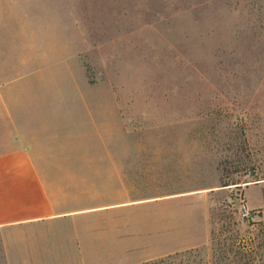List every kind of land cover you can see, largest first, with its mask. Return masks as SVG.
Instances as JSON below:
<instances>
[{
    "label": "rangeland",
    "instance_id": "rangeland-1",
    "mask_svg": "<svg viewBox=\"0 0 264 264\" xmlns=\"http://www.w3.org/2000/svg\"><path fill=\"white\" fill-rule=\"evenodd\" d=\"M24 146L44 167L189 154L158 159L159 176L221 188L127 215L142 236L127 263L195 248L212 262L225 212L221 239L264 264V0H0V153Z\"/></svg>",
    "mask_w": 264,
    "mask_h": 264
},
{
    "label": "crops",
    "instance_id": "crops-1",
    "mask_svg": "<svg viewBox=\"0 0 264 264\" xmlns=\"http://www.w3.org/2000/svg\"><path fill=\"white\" fill-rule=\"evenodd\" d=\"M164 158L193 157L123 152L117 165L44 167L25 146L0 153V264L140 263L142 258L127 263L142 250L139 228L126 233L127 215L136 223L141 207L203 198L221 188L194 183L183 189V177L159 176L163 162L157 160ZM126 159L133 161L127 165ZM52 175L57 177H43ZM160 180L168 190L159 189Z\"/></svg>",
    "mask_w": 264,
    "mask_h": 264
},
{
    "label": "trees",
    "instance_id": "trees-1",
    "mask_svg": "<svg viewBox=\"0 0 264 264\" xmlns=\"http://www.w3.org/2000/svg\"><path fill=\"white\" fill-rule=\"evenodd\" d=\"M251 178L254 180L252 181H245L244 183L248 182H255L258 181V176L251 174ZM240 180H237L235 178L233 179H227L225 178L222 182V187H230L232 185H240ZM239 186L238 188H240ZM240 210V208H239ZM238 210V211H239ZM225 212L222 214L221 221L224 222L225 226H222V229H219V232L217 233L215 228L213 227L215 222L213 218L210 220L211 223V249L214 252V256H216V253L218 255V258L215 260H212V262H208V264H225V262H236L239 264H249L250 260L253 259L254 256H256L258 252L255 248H249L239 244V238L238 235H236L234 238L230 237H224L222 236L224 233L229 232L228 227L231 224H228L226 220L228 218L226 215H224ZM240 213V212H239ZM226 225H228L226 227ZM264 237V236H263ZM231 241V244H228L227 242ZM258 247L264 248V243L259 244ZM205 249L195 248L191 250H186L184 252H177L175 254L168 255L166 257L160 258L158 260L145 262L143 264H197L196 258L203 252ZM257 251V252H256ZM195 255V256H194ZM192 257H196L192 259Z\"/></svg>",
    "mask_w": 264,
    "mask_h": 264
},
{
    "label": "built area",
    "instance_id": "built-area-1",
    "mask_svg": "<svg viewBox=\"0 0 264 264\" xmlns=\"http://www.w3.org/2000/svg\"><path fill=\"white\" fill-rule=\"evenodd\" d=\"M239 212L242 219H249L251 217V210L246 203L241 204Z\"/></svg>",
    "mask_w": 264,
    "mask_h": 264
}]
</instances>
